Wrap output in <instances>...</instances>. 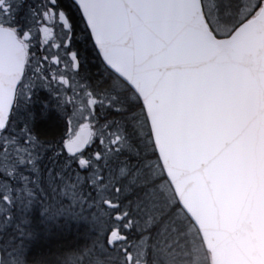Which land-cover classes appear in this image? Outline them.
Listing matches in <instances>:
<instances>
[{"label":"snow or ice","instance_id":"6c2138e0","mask_svg":"<svg viewBox=\"0 0 264 264\" xmlns=\"http://www.w3.org/2000/svg\"><path fill=\"white\" fill-rule=\"evenodd\" d=\"M0 264H264V0H0Z\"/></svg>","mask_w":264,"mask_h":264},{"label":"trees","instance_id":"16d2710c","mask_svg":"<svg viewBox=\"0 0 264 264\" xmlns=\"http://www.w3.org/2000/svg\"><path fill=\"white\" fill-rule=\"evenodd\" d=\"M88 229L89 224L86 220L80 221L79 223H73L71 235L68 237V240L71 241L75 239L83 242V240L87 237Z\"/></svg>","mask_w":264,"mask_h":264}]
</instances>
